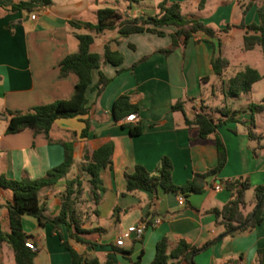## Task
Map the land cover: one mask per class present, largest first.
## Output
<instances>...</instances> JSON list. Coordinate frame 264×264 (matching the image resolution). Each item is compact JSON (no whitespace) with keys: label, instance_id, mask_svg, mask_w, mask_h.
Masks as SVG:
<instances>
[{"label":"crops","instance_id":"crops-1","mask_svg":"<svg viewBox=\"0 0 264 264\" xmlns=\"http://www.w3.org/2000/svg\"><path fill=\"white\" fill-rule=\"evenodd\" d=\"M160 1L130 3L126 0L121 8H116L125 17H144L155 14ZM171 1L181 2L184 14L195 16L215 29L233 25L221 34V54L229 61L223 75L225 80L246 66L264 72L261 47L246 50L245 29L238 27L242 21L258 22L255 6L243 16L241 0H206L202 7L200 0ZM13 2H0V176L40 178L64 160L63 143L73 140L74 163L67 177L41 189L39 197L47 213L57 215L66 178L80 176L83 192L76 207L83 213V226L94 230L83 235L92 245L71 238L65 224L61 232L85 257L115 264H149L156 255L160 239L166 237L173 244L183 237L197 247L212 241L191 258L192 264H260L258 251L264 249V206L260 224L231 235L224 234V226L211 210L222 208L230 199L231 192L223 183L226 180L238 177L249 180L252 187L245 192L247 211L255 204L253 188L264 184V77L252 85L249 94L225 98V104L236 111V120L217 128L225 144L227 161L221 171L207 178L202 191L187 195L166 192L162 188L156 192L143 189L126 192L127 172H133L137 164L155 172L163 156H168L173 163L172 177L177 185L187 183L196 172L216 166L218 150L214 138L198 137L197 127H188L185 118L193 119L203 105L216 119L220 117L210 104V95H219L215 85H221L222 81L212 66L217 38L196 33L167 55L161 50L171 45L169 33L175 30L172 26L162 27L167 32L164 36L138 32L123 39L118 28L96 33L85 26L71 25V20L96 22V11L109 6L110 0H51L50 4L32 11L11 12L8 8ZM33 13H36L35 19L31 18ZM82 33L94 36L92 51L102 53L105 45H109L124 55L120 66L104 63L93 70V80L87 89L89 113L83 117L57 119L48 137L35 134L30 128L7 133L8 120L3 112H25L34 106L72 96L78 77L74 73L61 77L60 62L66 55L78 51L77 34ZM235 59L241 69L230 73L228 70ZM135 62L138 64L133 67ZM120 68L122 71L118 72ZM100 71L110 77L111 82L98 94L95 84ZM253 93L258 94L255 100ZM121 94L129 95L131 102L139 106L142 132L138 135H131L122 125L123 120L114 118L113 103ZM178 100L185 101L184 111L172 109ZM252 103L262 107L252 112L249 108ZM84 118L90 123L85 138L81 137ZM251 125L254 132L262 135L260 139L250 138ZM107 142L114 144L113 168L102 171L106 191L97 199L82 165L87 153ZM216 184L221 185V189H215ZM181 195L185 198L184 204H179ZM12 200L13 192L0 185V222L4 230H9L7 204ZM117 207L119 210L115 211ZM157 217L161 222L147 227L141 238L127 232L129 226ZM22 225L26 233L33 235L31 241L37 249L34 264H71L70 251L62 244L58 229L49 223L41 225L36 217L28 214H23ZM119 237L124 241L121 246L116 244ZM121 249L132 252L125 256ZM0 264H16L14 251L6 242H0ZM181 264L191 263L184 260Z\"/></svg>","mask_w":264,"mask_h":264},{"label":"trees","instance_id":"trees-1","mask_svg":"<svg viewBox=\"0 0 264 264\" xmlns=\"http://www.w3.org/2000/svg\"><path fill=\"white\" fill-rule=\"evenodd\" d=\"M127 1L132 3L141 0ZM50 2L51 0H14L8 10L11 12L21 9L32 11L34 8L48 5ZM205 2L206 0H200L199 6H204ZM252 6L257 9L258 22L246 24L242 21L238 27L245 29L243 37L244 48L251 50L256 46H260L264 57V0L242 1V15L244 16ZM96 14V22L71 20L70 23L74 27L85 26L91 32L96 33L118 28L120 37L123 39L138 32H151L164 36L167 32L162 27L172 26L175 30L169 33L172 38L171 45L161 50L167 55L172 53L180 42L187 43L196 33L201 32L209 37H216L212 66L215 74L222 80L221 90L225 98H239L243 94H249L252 90V85L264 77V72H260L254 67L246 66L234 76L225 80L223 75L229 66V61L221 54V34L227 32L233 25L228 24L222 29H215L195 16L184 14L182 12V3L179 1L161 0L157 4V12L143 18L139 16L133 18L125 17L113 6L101 7L96 11ZM77 38L79 40L78 51L66 55L60 62L61 77L71 73L76 74L78 77L72 96L68 99H59L51 103L34 106L25 112L11 110L3 112L8 120L7 133H17L30 128L35 134L42 133L48 137L57 119L83 117L89 113L87 89L93 80V70L100 68L104 63L120 66L124 61V55L122 51L113 50L109 45H105L102 53L92 51L91 46L94 42V36L91 33L77 34ZM116 42H119V40L117 39ZM129 45L135 48L134 44L130 43ZM145 58L146 56L142 59ZM137 64L138 62H135L133 67ZM121 71L122 68L118 70V72ZM110 82L111 78L100 71L99 78L95 84L97 93L101 94ZM184 105L185 101L178 100L172 105V109L184 111ZM261 107V104L255 103L249 106L252 112L259 110ZM204 108L202 106L201 111L196 113L193 119L186 117L185 124L188 127L196 126L198 137L202 139L214 138L218 150L216 166L202 173L196 172L187 183L177 185L172 177L173 163L168 156H163L155 172L148 171L141 164H137L133 172H127L125 174L126 192L139 189L156 192L159 188L164 189L166 192L185 195L191 192H200L203 190L207 178L223 169L227 161V152L217 128L228 121L236 120V111H232L225 104L218 111L220 117L216 119ZM138 111L139 106L131 102L130 96L127 94H121L113 103L115 120H123L122 125L128 129L131 135H138L142 132L141 124L139 121L125 122L124 118L128 114L138 113ZM83 121L85 122V127L81 132V137L85 138L89 134L90 123L88 118H84ZM73 134L75 135L76 132ZM249 136L253 140H258L262 135L254 132L251 125L249 126ZM63 145L65 149L64 160L49 169L40 178L30 179L23 177L21 179H11L0 176V185L13 192V200L7 204L9 230H4L0 222V242H6L13 249L16 264H34L37 249H31L26 245L27 241L32 240L33 235L26 233L22 225L23 214H28L36 217L39 224L49 223L59 230L62 244L70 251L71 264H115L109 260L101 262L97 257H85L84 254L73 248L61 232L62 224H65L71 238H74L77 242L92 245V242L83 235L89 234L94 230L83 226V213L76 207V203L83 192V180L80 176L66 178V189L61 196V207L57 215H49L46 205L42 204L40 200V190L55 184L61 178L67 177L73 166V140L64 142ZM113 151V142H107L85 155L86 162L83 163L82 170L89 175V181L97 199L100 197L99 195L106 191L101 173L104 169L113 168ZM223 183L231 192V197L222 208H214L211 212L219 218V223L224 226V234L231 235L260 224L263 221L264 184L253 188L255 204L252 210L247 211L245 192L252 187L249 180L238 177L226 180ZM118 210V207L115 208V211ZM211 242L197 247L183 237L178 238L173 244L164 237L158 241L156 255L149 264H181L184 260L192 264L191 258L204 250ZM120 251L125 256H129L132 252L131 249H121ZM258 254L259 262L263 264L264 249H260Z\"/></svg>","mask_w":264,"mask_h":264},{"label":"built area","instance_id":"built-area-1","mask_svg":"<svg viewBox=\"0 0 264 264\" xmlns=\"http://www.w3.org/2000/svg\"><path fill=\"white\" fill-rule=\"evenodd\" d=\"M31 18L35 19L36 13L31 14ZM138 120H139V115L137 112L130 113L124 118L125 122H137ZM215 189H218V190L221 189V185L216 184ZM184 203H185V198H184V196L181 195L179 197V204H184ZM160 222H161V218H159V217L154 218L150 222H148L147 220H143L142 222H140L138 224H134V225L129 226L127 229V232L128 233H134L137 238H141L147 227L156 226ZM123 243H124L123 237H119L116 240V244L119 246L123 245ZM26 245L29 248L36 250V246L34 245V243L31 240L27 241Z\"/></svg>","mask_w":264,"mask_h":264},{"label":"rangeland","instance_id":"rangeland-1","mask_svg":"<svg viewBox=\"0 0 264 264\" xmlns=\"http://www.w3.org/2000/svg\"><path fill=\"white\" fill-rule=\"evenodd\" d=\"M152 1L153 2H157V0H152ZM241 1H247V0H241ZM125 2H126V0H110L109 6L120 7L121 8V6H123ZM236 54H239L237 49H236ZM246 55H249V54H246ZM250 55H252V54H250ZM250 57H253V56H250ZM233 63L234 64L228 70L230 73H232L234 70L241 69L240 65H238V60L235 59L233 61ZM257 66H261V65H257ZM261 72H262V70H261ZM209 90L211 91V87H210ZM215 92L217 94H219V95L218 96H213V97L210 95V97H211L210 104L212 105L211 109L219 111L223 106H225V97H224V95L222 96L223 93H222L220 84H218L217 86L215 85ZM257 93H253L254 100L258 97ZM217 115H220V113H217ZM251 192L252 191L250 190L249 194ZM81 195H80V197H79L77 202H79L80 198H82Z\"/></svg>","mask_w":264,"mask_h":264},{"label":"water","instance_id":"water-1","mask_svg":"<svg viewBox=\"0 0 264 264\" xmlns=\"http://www.w3.org/2000/svg\"><path fill=\"white\" fill-rule=\"evenodd\" d=\"M143 18V17H142ZM222 236V235H221Z\"/></svg>","mask_w":264,"mask_h":264}]
</instances>
